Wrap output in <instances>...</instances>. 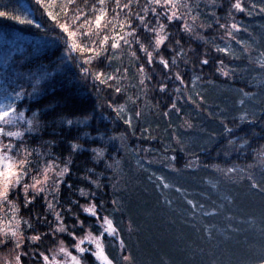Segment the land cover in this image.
Here are the masks:
<instances>
[{
	"label": "trees",
	"instance_id": "obj_1",
	"mask_svg": "<svg viewBox=\"0 0 264 264\" xmlns=\"http://www.w3.org/2000/svg\"><path fill=\"white\" fill-rule=\"evenodd\" d=\"M64 2L57 0V4ZM131 2L133 13L143 14L144 7L149 6V0H139L140 8L136 7L137 0ZM189 2L193 7L186 19L193 25L192 17H198L193 27L200 39H190L187 34L181 38L186 54L183 60L188 61L187 65L183 60L179 62L186 82L183 85L163 76L159 65L142 75L127 47L117 50L114 56L110 50L109 59L92 68L93 72L102 69L109 75L119 68V78L112 87L98 84L91 77L82 78L71 61L61 63L62 45L54 39L56 32L46 33L0 18L3 53L6 45H18L3 66L2 89L7 87L12 97L21 91L19 85L26 93L32 92L33 73L41 77L44 68L52 73L42 76L32 96L25 94L23 100H13L26 119L36 111L40 120V130L25 133L24 141L30 149L51 141L54 156L71 159V174L66 179L73 188L69 191L62 186L60 193L65 206L75 199L85 203L79 197L81 188L86 193L95 192L96 203L104 202L102 214L111 216V202L117 201L120 208L113 218L125 241L124 255H130L133 264H256L264 254V194L251 188L253 181L264 187V70L259 66L264 61V0H240L243 12L232 8L236 0ZM78 3L82 6L84 0ZM111 4L114 7L115 0ZM0 10L27 16L42 23L44 29L51 23H44L46 17L36 10L34 0H0ZM232 23L240 28L235 39L218 26ZM225 45L230 55L215 51L217 46ZM189 49L193 51L189 53ZM205 52L209 53L210 63L201 67L199 60L205 58ZM162 55L171 58L167 48ZM219 58H223L225 70H234V75L231 71L227 77L219 74ZM153 72L155 77L151 78ZM144 75L150 79L141 85ZM162 81L168 85L163 93L159 91ZM116 86L121 93L114 91ZM241 90L254 95L244 97ZM173 102L179 113L171 108ZM119 108L123 111L118 115L113 109ZM246 114L247 118L241 120ZM61 116L83 123L68 126L60 123ZM126 119H131V126L124 123ZM221 122L233 129L230 137L222 134ZM25 127L22 122L18 130ZM228 139L233 144H228ZM72 143L79 144V150L72 152ZM92 149L102 155L97 156ZM42 151H48V146ZM233 166L236 172L220 171ZM89 170L94 175L89 176ZM157 177H163L171 187L163 188ZM89 179L95 183L90 184ZM177 187L181 192L176 191ZM187 200L203 203L205 208H197L193 216ZM42 205V199L36 201L35 210L42 212ZM77 211L74 208L73 214ZM204 212L216 214L205 216ZM21 218L27 220L29 211L21 210L17 219ZM80 218H85L83 213ZM66 223L71 230L74 220L67 219ZM92 223L86 220L85 229ZM56 226L53 222L52 227ZM205 226L210 234L204 231ZM21 230L25 237L33 234L26 225H21ZM39 231L48 232L49 228L44 226ZM77 235L83 232L78 230ZM56 240H63L75 254L70 236L57 234ZM104 243L115 264H122L119 238ZM14 247L9 244L0 248V264L3 258L15 254ZM54 247L49 237L38 245L22 240L18 251L30 253L34 248L42 252ZM22 264L36 261L30 255L24 256ZM83 264L94 262L86 257Z\"/></svg>",
	"mask_w": 264,
	"mask_h": 264
},
{
	"label": "snow or ice",
	"instance_id": "obj_2",
	"mask_svg": "<svg viewBox=\"0 0 264 264\" xmlns=\"http://www.w3.org/2000/svg\"><path fill=\"white\" fill-rule=\"evenodd\" d=\"M34 3L41 16L46 17L44 23L51 22L47 29H44L40 22L8 10H0V18L22 26H32L37 30L43 29L46 33L56 32L54 39L62 45L61 63L65 60L74 63L82 78L91 77L98 84H107L112 87V82L119 78V68L111 75L102 69L93 72L92 68L102 65L105 59H109L110 50L111 55L114 56L117 50L127 47L131 50L130 54L136 61V66L142 75L146 69L152 70L159 65L163 76L178 82V85L186 83L183 74L179 71V62L186 55L181 38L187 34L190 39H200L198 35H194L196 28L193 27L198 17H192L193 25L188 24L186 19L193 7L189 0H149V6L144 7L143 14L133 13L131 0H128L127 3L115 0L114 7L111 0H84L82 6L78 0H65L64 3L60 4H57V0H34ZM136 7H141L139 0L136 2ZM57 8L59 11L56 10ZM232 8L240 12L245 10L240 0H236ZM261 11L264 12V8H261ZM121 16L125 18L120 19ZM117 23L119 30H117ZM218 26L232 39H235V33L240 31L236 23H232L230 26L227 24H218ZM208 27L211 28L213 25H208ZM236 42L241 43L239 40ZM165 48L171 53L170 59H166L162 55ZM191 51L193 50H188L189 53ZM215 51L225 56L230 55L227 45L217 46ZM245 51H247L246 47ZM208 55V52L203 53L205 58L199 60L201 67L210 63L207 58ZM261 55L264 56V53ZM233 58L236 59L237 57ZM9 59L10 57L6 55V64ZM183 62L185 65L188 63L187 60H183ZM216 63L219 74L226 77L230 71L233 75L235 74L234 70H225L223 58L217 59ZM110 65L111 61L109 60ZM259 66L264 70V61H261ZM173 69H176L175 73H173ZM44 74L52 75L47 68H44ZM32 77L35 81L32 85V92L26 93L23 86L19 85L21 91L15 92L16 100H23L25 94L32 96L37 91L35 85L39 84L43 77H36L35 73L32 74ZM154 77L155 73L153 72L151 78ZM146 79H150V77L144 75L140 81L141 85ZM167 87L166 82L159 83L160 92H166ZM114 91L119 94L122 90L116 86ZM176 91H179V87L176 88ZM241 91L244 97L250 98L254 95L250 92ZM240 104H244L243 99L240 100ZM108 107L111 108L112 105L109 104ZM171 108L177 113L180 111L176 108L175 102L172 103ZM113 110L118 115L123 111L122 108ZM168 114V112L164 113V115ZM139 115L137 113V116ZM246 118L247 114L240 117L241 120ZM21 122L27 125L23 131L12 130L19 129ZM248 122L253 123L254 120ZM60 123L72 126L74 124L79 125L83 121L61 116ZM124 123L131 126V119H126ZM221 123L223 126L222 134L226 138L230 137L233 134V129L227 123ZM40 128L41 124L36 111L31 113V118L26 119L25 112L19 110L16 104L0 106V205L11 209L13 213L9 231L4 230V222L0 219V248H7L9 244L15 246L13 249L15 254L11 258H3V264H22V258L29 255L35 258L36 264H83L86 257H91L94 264H115V260L110 258V254L106 250L104 241L108 239L115 241L117 238H119L122 264H133L132 257L124 255L125 241L120 236L119 226L113 218L115 212L120 208L117 201L111 202L113 207L111 216L102 214L101 209L105 205L104 202L96 203V193L91 191L86 193L83 188L79 189V197L84 198V204H81L79 199L70 200L67 206L61 203V187H66L69 191L73 188V185L67 183L66 179L71 174V159L54 156L51 151L53 147L51 141H44L40 148H28L24 141L25 133L38 131ZM227 142L233 144L232 139H228ZM45 145L48 146L46 152L42 151ZM70 148L72 152H75L79 150L80 145L72 143ZM92 151L97 156L102 155V152L97 149H92ZM220 171L232 173L236 172L237 168L233 166ZM92 175L94 173L89 170V176ZM248 178L252 179L251 176ZM157 180L160 181L163 188L171 187L163 177H157ZM89 183L95 182L89 179ZM251 188L259 189L260 193L264 194V187L255 181L252 182ZM176 191L181 192V189L177 187ZM41 199L43 200L42 212L35 210L36 201ZM186 203L191 207L193 216H195L197 208L201 210L205 208L203 203L198 204L193 200H187ZM74 208L79 211L73 214ZM21 210L29 211L27 220L17 219ZM80 213L84 214V219L80 218ZM203 214L210 216L216 213L204 212ZM50 216L52 219H49ZM67 219L74 220L71 230L67 226ZM86 220L93 221L88 229H85ZM53 222H56L58 226L52 227ZM21 225H26L33 234L30 237L23 236ZM44 226L49 228L48 232L39 231ZM78 230L83 232V235H77ZM204 231L210 234L207 226H205ZM57 234L71 237L74 242L75 254L65 246L63 240H56ZM49 237L56 244V247L51 250L38 252L33 248L30 253L18 251L22 247V240L38 245ZM256 264H264V254H261Z\"/></svg>",
	"mask_w": 264,
	"mask_h": 264
},
{
	"label": "rangeland",
	"instance_id": "obj_3",
	"mask_svg": "<svg viewBox=\"0 0 264 264\" xmlns=\"http://www.w3.org/2000/svg\"><path fill=\"white\" fill-rule=\"evenodd\" d=\"M2 46L3 45H0V52H1L0 54V106L13 104V100L15 99V96L13 97L10 96V92L7 87H5L4 90L2 89L3 84L1 83H2V80H4V76H2L1 72L3 71V66L5 65L6 54H8L7 56L10 57L11 59V53L18 50V45H6V47L3 48V50L5 51L3 53ZM42 76H45V75L43 74ZM173 128L176 129V125H174ZM12 130H18V129H12ZM8 209L9 208H7L6 206L0 205V219H2L4 222L5 231H9V225H10V222H12L11 211L9 213L6 212Z\"/></svg>",
	"mask_w": 264,
	"mask_h": 264
}]
</instances>
